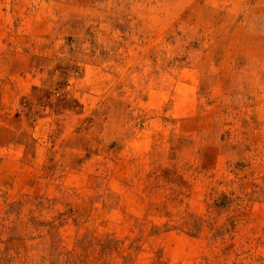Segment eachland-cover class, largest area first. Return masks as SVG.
<instances>
[{"label": "rangeland", "instance_id": "374dc122", "mask_svg": "<svg viewBox=\"0 0 264 264\" xmlns=\"http://www.w3.org/2000/svg\"><path fill=\"white\" fill-rule=\"evenodd\" d=\"M0 264H264V0H0Z\"/></svg>", "mask_w": 264, "mask_h": 264}]
</instances>
